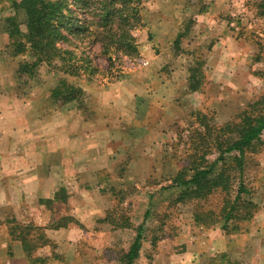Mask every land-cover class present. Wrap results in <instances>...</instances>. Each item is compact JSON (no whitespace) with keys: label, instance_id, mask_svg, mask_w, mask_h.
<instances>
[{"label":"rangeland","instance_id":"374dc122","mask_svg":"<svg viewBox=\"0 0 264 264\" xmlns=\"http://www.w3.org/2000/svg\"><path fill=\"white\" fill-rule=\"evenodd\" d=\"M9 1L2 0L0 7H7ZM205 1L140 0L143 25L131 32L137 43L138 54H115L114 57L119 60L112 65L107 56L101 54L99 45L88 46L86 43L74 42L81 47L87 45L86 55L94 66L100 70H110L117 77L110 80L106 89L99 84V76L91 86L83 80L87 79L85 77L76 80L90 93L86 103L87 110L82 113L79 111L80 114L87 121L92 118L91 114L94 115V112L91 108L95 104L100 105L97 98L99 94L105 92L111 97L114 94L121 95L119 106H125L127 114L131 110L136 112L135 117L132 115L126 118V123L130 126L129 122H132L133 128L129 127L132 135L142 138L136 139L142 140L141 146L136 148L142 158L132 167L134 183L130 187L121 188V201L116 207L117 211H114V219L117 221L119 217H127L130 227L114 229L108 222L99 223L106 216L103 213L102 218L96 220V230L100 236L94 238V232L91 231L89 234H92V241L80 243L72 249L59 244L54 246L53 242V248L52 245L47 247L51 250L50 253L56 254L53 261L47 263L40 260L41 263L37 262L38 264H119L117 260L128 250L135 237L136 227L143 222V215L149 208V193L160 187V184H154V188H151L150 183L175 172L188 137L192 129L197 127L195 116L208 115L216 122L228 120L239 112L245 101L255 99L263 93V80L255 74L264 69V38L260 34L264 23L256 17L253 9L255 0H245V5H230L228 12L221 10L211 16L212 20L208 24L203 23L207 26L204 28L200 17L208 8ZM224 28L231 32L233 41L230 39V43L225 42V47L219 54L220 46L216 45ZM179 36L180 41L175 42ZM235 40L242 43H235ZM244 43L252 47L251 59L247 64L238 58L240 51L237 46L246 45ZM257 43L263 44L262 53ZM0 52L1 58L7 63V67L0 73V94L34 95L31 96L32 99H38L35 106L46 107L48 88L55 84L54 73L41 67L35 80L22 84L15 74L18 62L9 55L5 40ZM258 55L260 60L255 62ZM192 66L199 69L198 80L201 86L196 90L189 88V69ZM119 69L123 71L120 72ZM38 97L42 98L41 102ZM104 100L109 99H102ZM70 107L73 105H66L62 111H74ZM103 108L107 110L105 106ZM260 157L264 163V152L247 158L245 182L252 192V200L261 209L264 205V164L261 165ZM122 165L119 164L117 168L124 169ZM110 185L108 177H104L98 189L101 186L108 188ZM69 189L71 190V186ZM167 195L154 197L150 207L154 215L165 210ZM105 205L107 210H111L115 203L108 198ZM173 211L165 222L164 238L154 247L148 241L144 242L140 258L136 261L138 264H226L227 261L229 264H254L256 257H264V245L261 244L264 235L258 238L259 231L253 219L245 227L247 232L253 231V236L256 235L247 242L246 249H249L245 255L249 260L234 256L231 259L226 255L229 260L222 261L218 257L222 255L220 250L223 248L220 238L225 235L220 229V223L201 228L195 225L189 206H180ZM67 216L71 215L68 206H65V209L59 210L58 217ZM13 222L16 221L13 219L12 224ZM157 226L156 218L150 216L146 220L145 234L148 237L160 235L161 233L155 232ZM215 231L221 235L213 233ZM73 238L77 237L72 235L71 239ZM27 239L30 240V237ZM239 248L235 251L239 252ZM235 251L231 255H236ZM31 257V261L44 259L40 251L34 252Z\"/></svg>","mask_w":264,"mask_h":264},{"label":"trees","instance_id":"16d2710c","mask_svg":"<svg viewBox=\"0 0 264 264\" xmlns=\"http://www.w3.org/2000/svg\"><path fill=\"white\" fill-rule=\"evenodd\" d=\"M140 5V0H10L7 7L0 9V34L5 37L9 55L18 62L15 70L18 81L23 84L35 80L38 70L46 68L55 75V84L48 88L45 99L48 106L54 111H62L66 105H73L71 109L85 112L90 93L76 80L85 77L87 79L83 80L91 86L99 76V84L106 89L110 80L117 77L110 70L94 66L86 55L87 45L81 47L74 42L99 45L101 54L107 56L110 65L119 60L115 54H138L131 32L143 25ZM253 9L256 17L264 23V0H255ZM260 34L264 38V27ZM178 41L180 36L175 40ZM257 47L262 53L263 44L257 43ZM259 55L255 62L260 60ZM195 67L189 69L190 90L201 86L199 69ZM256 75L264 84V69ZM195 124L197 127L188 137L175 172L150 183L151 188L154 184H160V187L149 193V208L143 215V222L136 227L128 250L117 260L119 264H138L136 261L144 242L156 246L164 238L165 222L180 206L191 208L193 221L198 227H213L220 223L226 237L247 232L246 224L255 217L258 206L245 182L246 160L264 152V91L255 99L245 101L239 112L228 120L216 122L213 117L197 114ZM123 171L121 169L117 174L121 175ZM121 188L124 187L110 185L100 190L115 205L107 210L99 223L108 222L114 229L130 227L127 217L114 219V211L121 201ZM160 194H168L166 208L154 215L150 207L154 197ZM44 203L52 213V228H65L74 222L71 216L58 217L59 210L67 206L65 188H60L53 200ZM150 216L156 218L155 232L160 235L148 237L145 234L146 220ZM14 228L13 236L21 241L28 263L47 262L45 258L31 261L34 252L53 243L45 237L43 229H11ZM226 255L218 257L222 261L229 260ZM51 256L48 262L53 261L56 254L51 253Z\"/></svg>","mask_w":264,"mask_h":264},{"label":"crops","instance_id":"0c3cea01","mask_svg":"<svg viewBox=\"0 0 264 264\" xmlns=\"http://www.w3.org/2000/svg\"><path fill=\"white\" fill-rule=\"evenodd\" d=\"M206 1L208 8L200 17L204 28L207 26L203 23L208 24L212 20L211 16L221 10L228 12L230 5H245V0ZM220 33L222 37L216 45L220 46L219 54L225 42L233 41L231 32L226 28ZM4 40V35L0 34V49ZM237 47L240 61L249 63L252 47L247 44ZM6 65L0 52V73ZM31 96L34 95L0 94V264H29L21 241L13 236L16 229L11 228L14 226L41 228L49 241L71 249L80 243L92 241L91 231L94 232V238L100 236V233L97 234L96 220L102 218L103 213L105 215V200L109 196L103 195L99 191L102 186L98 189V185L104 177H108L111 185L116 187L132 185V167L142 158L136 152L142 142L136 139L142 138L132 135V129H129L130 126L133 128L132 122H129L130 126L126 123V118L135 117L136 112L131 110L127 114L126 107L119 106L121 95L114 94L111 97L105 92L97 95L100 105H93L91 110L94 115L91 114L89 121L76 110L53 111L47 103L46 107L39 108L35 106L37 97L32 99ZM105 98L109 100L102 101ZM137 125L142 126L139 123ZM260 160L263 166L261 157ZM119 164H123L124 168L121 175L117 174L118 169L121 171L117 168ZM60 188L66 189V204L74 222L65 228L55 229L51 226L52 213L44 201L53 200ZM13 219L17 223L12 224ZM253 222L259 231L258 238L262 237L264 205L258 208ZM213 233L218 235L217 231ZM253 234L252 231L223 236L220 238L223 244L221 254H228L231 259L234 256L249 260L245 253L249 249H246L247 242L256 237ZM72 235L77 238L71 239ZM261 244L264 245V241ZM47 247L44 246L40 252L48 263L51 253ZM238 248L239 252H236ZM234 251L237 254L231 255ZM256 258L254 264H264L262 255Z\"/></svg>","mask_w":264,"mask_h":264}]
</instances>
